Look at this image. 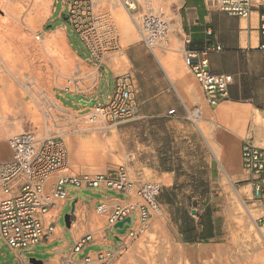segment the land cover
I'll list each match as a JSON object with an SVG mask.
<instances>
[{
	"label": "rangeland",
	"instance_id": "rangeland-1",
	"mask_svg": "<svg viewBox=\"0 0 264 264\" xmlns=\"http://www.w3.org/2000/svg\"><path fill=\"white\" fill-rule=\"evenodd\" d=\"M134 1L136 9L128 14L122 0H0V129H4L0 136L32 131L41 137L47 130L45 135L60 136L71 173L93 175L123 165L134 176L142 151L179 155L174 180L160 186L156 197L159 213L137 236L125 239L111 264H264V239L255 225L259 204L251 196L248 175L231 158L238 126L244 122L245 127L250 119L248 108L220 104L216 109L201 95L200 106L177 108L180 122L168 128L147 125L139 106L135 118L102 128L87 120L92 101L78 102L88 87L98 85L105 99L114 76L136 78L150 61L170 78L174 70L188 71L174 25L176 0ZM70 5L79 12L88 7L90 18L69 24ZM146 11L169 25L166 40L153 52L137 30ZM57 33L61 37L47 43ZM103 47L104 52L93 54ZM194 108L203 114L188 115ZM225 118L231 133L221 132L216 139L228 125ZM251 122L263 127L259 137L263 143L264 119L255 113ZM210 152L211 170L204 166ZM184 162L190 168L202 165L188 171ZM237 174L239 179L234 177ZM67 192L76 196L90 190L68 188ZM89 195L105 198L109 193ZM71 201L65 203L59 219L63 227ZM104 219L94 209L91 222L102 227ZM131 224L108 230V237L113 239V231L123 233Z\"/></svg>",
	"mask_w": 264,
	"mask_h": 264
},
{
	"label": "built area",
	"instance_id": "built-area-1",
	"mask_svg": "<svg viewBox=\"0 0 264 264\" xmlns=\"http://www.w3.org/2000/svg\"><path fill=\"white\" fill-rule=\"evenodd\" d=\"M211 10L227 13L230 16L247 17L255 8L259 13V31L264 35V0H203ZM128 14L136 9L134 0H122ZM88 7L80 12L75 5L67 11L69 24L90 18ZM140 40L153 52V48L166 40L169 25L163 17L146 11L137 25ZM264 48V44L261 46ZM215 49H220L215 46ZM105 51H93L96 55ZM209 49L202 51H183V61L194 76L201 89L203 100L209 107H216L229 97V87L234 81L232 73H214L209 68ZM97 57V56H96ZM77 81V80H73ZM68 86L65 87V89ZM86 114L91 123H100L102 128L114 126L125 120L133 119L138 113L136 86L131 75L121 74L113 78L111 91L103 103L89 105ZM198 108L188 115L197 117ZM12 157L0 163V191L8 194L14 185L18 191L0 199V239L10 248L28 250L53 231L51 212L68 197L67 189L110 190L125 197H133L127 204L109 205L100 201L95 212L105 218L107 228H112L118 221L130 217L128 237L134 238L148 226L150 219L159 213L156 200L160 185L153 181H136L128 169L119 165L107 172L71 173L67 171L68 155L65 142L60 136L43 135L37 137L32 131H21L7 138ZM240 166L248 175L251 196L259 198L264 193V146L255 144L251 139L243 140L240 145ZM56 173L54 180L51 176ZM137 217L132 222L131 212ZM255 225L264 239V202L259 206V215ZM129 223V224H130ZM125 224V223H124ZM92 238L90 233L80 237L71 252L80 253ZM105 239V237H102ZM113 253L100 249L94 253H84L76 259H68L59 264H111Z\"/></svg>",
	"mask_w": 264,
	"mask_h": 264
},
{
	"label": "crops",
	"instance_id": "crops-1",
	"mask_svg": "<svg viewBox=\"0 0 264 264\" xmlns=\"http://www.w3.org/2000/svg\"><path fill=\"white\" fill-rule=\"evenodd\" d=\"M176 4L177 15L174 25L176 34L182 43L181 55L183 56V51L186 50L198 52L208 48L210 70L214 73L234 75V81L229 87V97L215 108L217 109L220 104L229 106L236 104V106L249 109L247 118L250 119L247 120L248 124L246 122L248 126L244 127L242 125L244 122L240 123L241 126H238L234 136L235 146L231 158L234 163L237 164L238 161L240 163V145L243 140L251 139L255 144L264 146V142H260L259 138L263 127L251 126V117L255 113L264 119V48L261 47L264 44V35L259 31L258 9L254 8L247 17H236L207 8L203 0H176ZM215 46H219L220 49L216 50ZM140 72L139 76L132 78L136 86L137 103L147 125L163 124L168 128L180 122L177 108L186 107V105L200 106L202 92L189 70L187 72L174 70L170 78L161 66L150 61ZM99 89L100 85L95 88L88 87V93H84V98H79L78 102L92 101V104L103 102L105 99L102 97L103 94L101 96L98 93ZM108 91L109 89L105 90L106 93ZM171 110L175 113L168 115L167 113ZM199 111V116H201L203 111L201 109ZM228 120L229 118H225L224 121L228 125L217 133L216 139L221 132L231 133ZM7 138L0 136V163L7 162L12 157ZM212 154V152L208 153V163L207 161L204 163L205 168L208 167L210 170L212 169ZM178 156L173 152L155 155L148 151L145 154L142 151L136 174L134 176L130 174L138 182L153 181L160 186H168L171 184L169 182L174 180V173L178 170ZM182 165L188 171L191 169L196 171L202 164H194L193 168H190L192 166L190 163L184 162ZM56 176L57 174L54 173L50 180H54ZM234 177L240 178L238 174ZM89 190L91 195L99 191L108 192L109 195L101 198L89 194L75 196L68 193L67 199L51 212L53 231L40 243L28 250H16L0 239V264H59L68 259H75L74 256L77 254L80 257L86 252L94 253L100 249L110 250L113 255L118 253L128 237L130 227L123 233L113 231V239H111L107 232L114 227L107 228L105 219L102 227L96 226L91 222V215L100 201H106L111 206H123L133 197L128 198L110 190ZM17 191L18 185H14L8 194L0 191V199L14 195ZM70 200H72L71 204L73 203V212L70 216V224L65 228L59 224V219L65 203ZM263 202L264 193L256 198L259 206ZM131 214L134 218L137 217L136 211H132ZM88 233L92 235L91 240L84 245L80 253L73 254L71 252L73 245L80 237ZM103 236L105 239L102 238Z\"/></svg>",
	"mask_w": 264,
	"mask_h": 264
},
{
	"label": "water",
	"instance_id": "water-1",
	"mask_svg": "<svg viewBox=\"0 0 264 264\" xmlns=\"http://www.w3.org/2000/svg\"><path fill=\"white\" fill-rule=\"evenodd\" d=\"M73 212V203L71 204V208L69 210L68 213H65L64 215V223H65V226L68 227L69 224H70V216ZM125 224H129L130 223V217H125L123 220H120L118 221L116 224H114V228H122L123 225Z\"/></svg>",
	"mask_w": 264,
	"mask_h": 264
},
{
	"label": "bare ground",
	"instance_id": "bare-ground-1",
	"mask_svg": "<svg viewBox=\"0 0 264 264\" xmlns=\"http://www.w3.org/2000/svg\"><path fill=\"white\" fill-rule=\"evenodd\" d=\"M7 25V24H6ZM58 37H61L60 36V34L59 33H57V34H55V35H53V36H51L50 37V40H48V42L47 43H49V42H54ZM13 94V93H12ZM11 98H13L12 96H11ZM15 98V97H14ZM9 100V99H8ZM220 106V105H219ZM223 107V106H222ZM220 108V107H219ZM224 109V108H223ZM232 109V108H231ZM34 110V109H33ZM222 110V109H221ZM225 110H227V109H225ZM234 111H235V109H234ZM240 111V110H239ZM3 112V111H2ZM220 112V111H219ZM222 112V111H221ZM229 113V112H228ZM232 113V112H231ZM226 114V113H225ZM200 115V111L197 113V115L196 116H199ZM36 118V117H35ZM39 118V117H38ZM37 118V119H38ZM34 120H36V119H34ZM40 121V120H39ZM46 128V127H45ZM47 130V129H46ZM50 131V130H49ZM2 132H4V129H0V135L2 134ZM48 132V130L47 131H45V133H44V135L46 134ZM263 146V145H262Z\"/></svg>",
	"mask_w": 264,
	"mask_h": 264
}]
</instances>
